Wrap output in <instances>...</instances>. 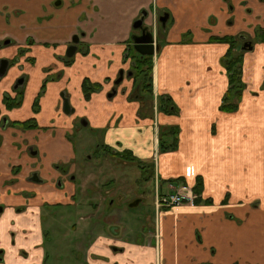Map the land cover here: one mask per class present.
<instances>
[{
    "label": "crops",
    "instance_id": "obj_1",
    "mask_svg": "<svg viewBox=\"0 0 264 264\" xmlns=\"http://www.w3.org/2000/svg\"><path fill=\"white\" fill-rule=\"evenodd\" d=\"M159 1L0 0V25H4L0 42L10 39L0 46V58H13L20 48L28 49L0 80V123L3 118L23 121L35 116L41 127L23 130L0 124V204L5 207L0 215V247L7 258L18 257L22 246L31 249L28 241L42 243L43 204L76 203L71 172L77 150L68 135L78 130L77 125L85 127L77 122L84 119L96 136L105 128L101 136L107 147L129 149L141 161L153 163L160 193H167L163 183L170 179L183 177L194 189L202 177L201 193L194 189L196 199L213 200L194 199L159 211L154 202L157 236L154 232L141 242L115 230L107 234L102 227L91 243L88 264H264V42H255L244 55L247 87L239 109L230 113L219 110L228 88L220 59L229 45L209 43L217 35L245 33L256 38V28H264V0ZM154 9L158 15L168 14L156 38L167 44L161 43L154 57V93L171 95L180 112L140 118L139 103L128 100L133 79L128 75L131 62L123 55L133 23L144 11L148 23ZM41 14H46V25L38 20ZM188 31L192 42H181ZM75 35L80 41L73 62L66 65L61 57ZM45 38L49 42L40 41ZM121 69L124 78L116 84ZM53 74L58 77L47 82L40 111L34 113L42 81ZM21 75L28 76L23 104L8 109L3 93L13 95ZM86 77L103 84L89 100L82 91ZM113 89L117 93L109 97ZM62 93L73 112L64 111ZM174 124L180 126L179 146L160 153L159 125ZM32 173L37 177L29 178ZM185 182L173 185L178 188ZM26 192L35 194L27 197ZM18 205L25 207L15 210ZM11 231L16 233L13 246ZM35 252L38 260L44 253L41 247Z\"/></svg>",
    "mask_w": 264,
    "mask_h": 264
},
{
    "label": "rangeland",
    "instance_id": "obj_2",
    "mask_svg": "<svg viewBox=\"0 0 264 264\" xmlns=\"http://www.w3.org/2000/svg\"><path fill=\"white\" fill-rule=\"evenodd\" d=\"M38 1L43 4V0ZM154 2L158 3L160 1L154 0ZM161 14L165 15L166 13ZM45 15L41 14L39 15L40 18H38L44 25H46ZM160 15L154 9L150 14L148 23L147 20L145 21V24H147L145 26L150 28V31L155 35V39L163 31L162 27H164L159 21ZM3 30L4 25H0V31ZM32 34L37 38V34L33 30ZM2 41L7 44L10 39L3 38ZM40 41L49 42L46 38ZM155 41L159 45V50L161 43L163 45L167 44V40L161 39L157 42L156 39ZM191 42L192 39H189L183 43ZM246 42H251L254 46L250 38H247ZM4 43L0 42L2 45ZM209 43L215 42L209 41ZM39 45L48 46L45 43H40ZM159 50L156 51L155 55H157ZM55 56L59 58V56ZM125 56L126 53L124 51L123 57ZM14 65L12 64L10 68ZM49 70H51V67H45V71ZM54 77V74L45 76L42 84L47 78L52 80ZM41 95L43 96L44 93H41ZM77 122L81 125L82 119H78ZM85 122L87 123V120ZM77 127L78 130L76 132L72 131V134L68 135L71 139L73 138L77 150L75 170L71 172V177L74 176L76 186V203L72 207L51 205L50 208L43 209L44 228L47 231L46 234L50 235V239H52V243H47L45 248L46 253L51 254L48 264H88L87 260L91 243L96 238V235L101 232L99 230H102V227L107 234H111L115 230L120 232L121 235L126 234L127 239L131 241L138 240L141 242L144 238L147 240L146 237L154 232L157 236L155 227L156 204L154 209V172L151 175L152 178L150 176V179L144 181L145 173L142 172L137 163L114 156L113 152L108 149L105 150L102 147L106 146L102 141L105 128L100 129L102 136L99 134L96 136L92 134L93 131L87 124H85V127L82 125L81 127L77 125ZM111 148L115 150L114 147ZM56 165H61V163H56ZM169 182H172V180H168L167 184L163 183L164 192L169 193L171 191L168 187ZM170 184H173V182ZM141 195L143 199H140V201L137 197ZM134 203L135 205L131 207L130 205ZM105 232H102V234Z\"/></svg>",
    "mask_w": 264,
    "mask_h": 264
},
{
    "label": "trees",
    "instance_id": "obj_3",
    "mask_svg": "<svg viewBox=\"0 0 264 264\" xmlns=\"http://www.w3.org/2000/svg\"><path fill=\"white\" fill-rule=\"evenodd\" d=\"M168 27H166L167 30ZM165 30V31H166ZM164 31V32H165ZM190 32L184 33L182 36V42H187ZM247 34L240 33L236 35H217L211 36L209 41L217 43H227L229 48L225 55L221 58L220 62L222 66L226 69L228 76V88L222 98L220 104V111L223 112H235L239 109L240 102L242 100L243 92L247 87V84L243 80V58L244 54L248 49H242V44L247 40ZM264 42V28H256V38L254 42ZM160 44V42H159ZM0 46H3L0 44ZM28 49L20 48L18 54L10 60L11 64H16L19 58L23 56ZM87 53V51H85ZM126 56L124 60L130 59L131 65L129 67L130 78L133 79V87L131 92L128 94L129 101H137L139 103L138 116L140 118H154L156 113L163 112L168 115H177L180 109L174 99L169 94H158L154 93V56L153 55H142L135 50L133 40L130 38L127 42V47L125 49ZM66 65L73 62L74 57H61ZM31 62H34L33 58H29ZM60 74L58 73V76ZM57 75L54 78L58 77ZM51 80L47 78L42 84L41 91L36 97L33 103L34 113L40 111V97L46 90L47 82ZM103 89V84L101 82H93L88 77L83 79L82 91L84 98L89 100L93 93L99 92ZM15 95L12 96L10 93L5 92L3 101L8 109H13L21 107L24 101L25 84L14 89ZM13 125L24 130L41 128L37 122L35 116L28 118L24 121H16L12 123ZM159 152H170L175 151L179 146V133L180 126L174 125H159ZM167 145V146H165ZM108 149L114 156L124 158L128 161L137 163L143 169L146 178L150 177L154 172V164L151 162H145L138 159L131 150L124 149L122 151H116L111 147L104 146ZM56 167L65 168L66 165H55ZM149 172H151L149 174ZM183 177L172 179V182H185ZM203 188L202 177L197 178V182L194 186L195 191L201 193ZM203 200L196 199L197 203H201ZM204 203H212V199H206Z\"/></svg>",
    "mask_w": 264,
    "mask_h": 264
},
{
    "label": "flooded vegetation",
    "instance_id": "obj_4",
    "mask_svg": "<svg viewBox=\"0 0 264 264\" xmlns=\"http://www.w3.org/2000/svg\"><path fill=\"white\" fill-rule=\"evenodd\" d=\"M152 12H150V14H151ZM162 15H164V14H161L160 16H162ZM168 15V14H167ZM143 16V13L141 14V16L139 17V18H141ZM149 16V14H147L145 17H144V22H143V26H142V28L141 29H136L135 30V32L133 33V35H141V33H142V30L143 29H145V30H149L150 28H147L145 25H147V24H145V21H146V18ZM161 22V21H160ZM162 23V22H161ZM247 37L248 38H250L252 41H254L255 40V37H249L248 35H247ZM249 40V39H248ZM79 41H80V36H79ZM246 42V41H245ZM244 42V43H245ZM243 43V44H244ZM255 43V42H254ZM73 44V39H72V42H71V44L70 45H72ZM79 44V42L77 43V45ZM69 45V46H70ZM249 50V49H248ZM79 51H81V52H83L81 49H79ZM19 52V51H18ZM18 54V53H17ZM14 58V57H13ZM13 58H7V59H9V61L11 60V59H13ZM0 59H2V58H0ZM20 60V59H19ZM19 62V61H18ZM12 64L10 63V66H11ZM10 66H9V68H10ZM9 68H8V70H9ZM8 70H7V73L3 76V77H5L7 74H8ZM3 77H1L0 78V80L3 78ZM21 77H24V82L21 84V85H19L18 87H20V86H23L25 83H26V81H27V79H28V76L27 75H21L20 77H18L16 80H15V82H14V85H13V88H12V91H13V95L12 96H14L15 95V92H14V89H15V84L17 83V81L21 78ZM17 87V88H18ZM25 87H26V85H25ZM5 93V92H4ZM4 93H3V98H4ZM24 95H25V92H24ZM3 98H2V102L4 103V101H3ZM4 105H5V103H4ZM6 106V105H5ZM17 108H19V107H17ZM14 109V108H13ZM31 118V117H30ZM3 121H1V125L3 126V127H7V126H11V125H13L12 123L13 122H16V121H11V120H5V118H3L2 119ZM26 120V119H25ZM24 121V120H23ZM13 127H15V126H13ZM21 129V128H20ZM24 130V129H23ZM35 177H37V173H32L30 176H29V178H31V179H34ZM144 178H146V175H145V177ZM12 181V180H11ZM28 195H27V197H29V196H33L35 193H33V192H26ZM25 193V194H26ZM44 205V207H43V209H45V208H50V204H47V203H45V204H43ZM23 207H25L24 205L23 206H21V205H18L16 208H15V210H20V209H22ZM0 208H1V211H0V215H2L3 213H4V210H5V207L2 205V204H0ZM43 225H44V218H43ZM26 229H23V231H25ZM46 230H45V228H44V226H43V241H42V243H33V242H31V241H28V245L30 246V248L31 249H29V250H27L25 247H20L19 248V251H18V257L17 256H15V257H12V260L8 257H6V254H5V249H3V247H0V264H13V262L12 261H14L15 262V264H48V260L50 259V255H49V253H46V250H45V248H46V246H47V243L49 244H51L52 242V239H50V235H47L46 234ZM15 236H16V233H15V231H11V244H12V246L16 243V240H15ZM39 247H41L42 249H43V251H44V253H43V255L40 257V259L38 260V257H37V253L35 252V251H37V249L39 248Z\"/></svg>",
    "mask_w": 264,
    "mask_h": 264
},
{
    "label": "water",
    "instance_id": "obj_5",
    "mask_svg": "<svg viewBox=\"0 0 264 264\" xmlns=\"http://www.w3.org/2000/svg\"><path fill=\"white\" fill-rule=\"evenodd\" d=\"M147 12H143V16L139 19H137L134 22L133 27L135 29H141L143 26V22H144V17L147 15ZM168 19V15L167 13L165 15H162L159 17V21L162 22L163 26L166 25ZM133 41H134V48L136 51H138L140 54L142 55H154L156 51L159 50V45L157 43H155V39L153 36V33L150 30H142L141 35H134L133 36ZM79 42V35H75L73 37V44L70 45L66 51V56L67 57H73L77 51V43ZM7 43H9V41H7ZM243 49H249L251 50L253 48V45L251 42H245L243 44ZM10 66V61L7 58H2L0 59V78L3 77L6 73L7 70ZM128 75H130V72L128 73ZM124 78V70H120V74L119 77L116 79L115 83L116 84H120L123 81ZM24 82V77H21L17 83L15 84V88H17L19 85H21ZM117 93L116 89H113L111 92H109L108 96L112 97ZM62 98H63V109L65 112L69 113L70 111L73 112L74 109L71 107L70 102L68 97H66L64 95V93H62ZM82 123L85 125L87 124L85 122L84 119H82ZM135 205V204H133ZM131 204V206H133ZM1 211V208H0Z\"/></svg>",
    "mask_w": 264,
    "mask_h": 264
},
{
    "label": "built area",
    "instance_id": "obj_6",
    "mask_svg": "<svg viewBox=\"0 0 264 264\" xmlns=\"http://www.w3.org/2000/svg\"><path fill=\"white\" fill-rule=\"evenodd\" d=\"M157 191H156V210L159 211L162 208H169L174 205L180 204L186 201H193L197 195L194 193L192 187L187 184L181 185L176 188L173 184L169 185L170 192L166 194H161L158 191V181H157Z\"/></svg>",
    "mask_w": 264,
    "mask_h": 264
}]
</instances>
